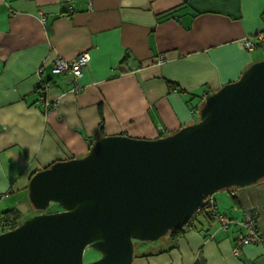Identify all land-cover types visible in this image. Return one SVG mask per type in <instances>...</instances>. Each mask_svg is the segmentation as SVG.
<instances>
[{
	"label": "crops",
	"instance_id": "obj_1",
	"mask_svg": "<svg viewBox=\"0 0 264 264\" xmlns=\"http://www.w3.org/2000/svg\"><path fill=\"white\" fill-rule=\"evenodd\" d=\"M262 30L264 0H0V194L10 192L0 206L20 222L35 215L32 175L85 156L102 136L156 139L198 121L194 108L264 59V45L243 46ZM84 52L76 92L52 68ZM41 79L51 83L45 99ZM215 198L227 229L199 215L131 264H264V243L233 254L246 210L264 234V179Z\"/></svg>",
	"mask_w": 264,
	"mask_h": 264
},
{
	"label": "water",
	"instance_id": "obj_2",
	"mask_svg": "<svg viewBox=\"0 0 264 264\" xmlns=\"http://www.w3.org/2000/svg\"><path fill=\"white\" fill-rule=\"evenodd\" d=\"M262 179L264 59L207 96L193 124L156 139L105 135L35 172L37 213L0 234V264H85L88 247L100 253L90 264H131L135 240L157 241L207 197Z\"/></svg>",
	"mask_w": 264,
	"mask_h": 264
},
{
	"label": "built area",
	"instance_id": "obj_3",
	"mask_svg": "<svg viewBox=\"0 0 264 264\" xmlns=\"http://www.w3.org/2000/svg\"><path fill=\"white\" fill-rule=\"evenodd\" d=\"M65 1H72V0H65ZM42 21H45V18H42ZM264 45V30L256 33L252 37H245L243 40V46L249 50L256 48L258 45ZM90 55L88 52L81 53L73 60H67L64 58H56L54 61V65L52 68L53 73L55 74H64L66 75L71 84L73 91H80V86L78 84L79 78L83 75L84 69L87 67L89 63ZM44 68L41 67L38 70L39 74H43ZM42 92H44V96L42 97L45 99V95L47 91L51 87V83L41 79L40 83ZM47 108L51 109L55 106V104H49L46 101ZM10 197V192L0 194V204L3 200ZM215 206V198L214 195L207 197L202 205L197 209L196 213L201 212V210H210L213 209ZM193 218V217H192ZM215 218L219 222L221 228L227 229L231 224V219L228 218L226 215L221 213H215ZM258 219L257 213L247 211L245 220L241 223L245 227L244 233L237 239L236 245L233 249V254L239 255L241 253V249L244 245L247 244H255V243H264V235L261 233L259 228L256 227L255 221ZM192 222V219L188 224ZM21 222H13L11 220H7L4 217H0V234L4 232L11 231L15 229Z\"/></svg>",
	"mask_w": 264,
	"mask_h": 264
},
{
	"label": "trees",
	"instance_id": "obj_4",
	"mask_svg": "<svg viewBox=\"0 0 264 264\" xmlns=\"http://www.w3.org/2000/svg\"><path fill=\"white\" fill-rule=\"evenodd\" d=\"M262 45V44H261ZM258 46H260V44L258 45ZM257 46V47H258ZM38 90H42L41 89V85L39 84L38 85ZM40 93H42V95L44 96V92H40ZM199 107H197V108H194V112H195V114L198 116V119H199ZM214 198H215V196H214ZM52 210H48V212H51ZM247 211H251V212H254V213H257L256 212V210H254V209H250V210H246V212H245V217H244V219H242L239 223L241 224L244 220H245V218H246V213H247ZM221 213V214H224L223 212H221L220 210H219V208H218V206H217V203H216V198H215V206H214V208L213 209H210V210H205L204 209V207H203V209L201 210V212H199V213H197V214H195L194 216H193V218H192V222L190 223V224H186L184 227H182V228H177V229H174V230H172V231H170L168 234H171V235H174V236H177V235H180V234H183L186 230H188V229H191V228H193L194 227V224H195V221H196V219L198 218V216L199 215H205L207 218H209V219H212V220H216V218H215V213ZM4 215H6V219L7 220H11V221H13V222H15V223H17L18 221L20 222V220H21V216H22V214H21V212L19 211V210H17V209H12V210H7V211H5L4 212ZM224 215H226V214H224ZM227 216V215H226ZM257 216H258V214H257ZM228 217V216H227ZM229 218V217H228ZM231 219V218H230ZM231 221H233L232 219H231ZM258 219H256V221H255V224H256V227L258 228ZM241 226L243 227V229H244V231H245V227L241 224ZM262 233V232H261ZM263 234V233H262ZM264 235V234H263Z\"/></svg>",
	"mask_w": 264,
	"mask_h": 264
},
{
	"label": "rangeland",
	"instance_id": "obj_5",
	"mask_svg": "<svg viewBox=\"0 0 264 264\" xmlns=\"http://www.w3.org/2000/svg\"><path fill=\"white\" fill-rule=\"evenodd\" d=\"M216 194L217 193H215L214 196ZM4 206H5V204H2L0 206V216L4 215V212L6 211V208ZM48 210H52L51 212L58 211V210H60V207L56 204H52ZM164 237H165L164 239H162L163 238L162 237L161 239H159L160 241L157 240L154 242L135 240V254L139 253L144 248H148L149 246H154L155 244H158L157 242H167V237L166 236H164ZM161 240H163V241H161ZM98 254H100V253L96 249L88 247L84 253V263L90 264L92 261L95 260V259L93 260L94 257H96V259H97V257H100V256H98ZM91 258H92V260H91Z\"/></svg>",
	"mask_w": 264,
	"mask_h": 264
},
{
	"label": "bare ground",
	"instance_id": "obj_6",
	"mask_svg": "<svg viewBox=\"0 0 264 264\" xmlns=\"http://www.w3.org/2000/svg\"><path fill=\"white\" fill-rule=\"evenodd\" d=\"M137 256V255H136Z\"/></svg>",
	"mask_w": 264,
	"mask_h": 264
}]
</instances>
